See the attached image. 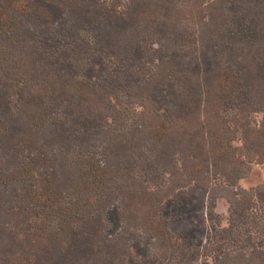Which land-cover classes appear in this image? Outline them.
Returning <instances> with one entry per match:
<instances>
[{"label": "rangeland", "instance_id": "obj_1", "mask_svg": "<svg viewBox=\"0 0 264 264\" xmlns=\"http://www.w3.org/2000/svg\"><path fill=\"white\" fill-rule=\"evenodd\" d=\"M110 1L114 3V9L128 8L119 11L118 16L124 19L107 21L112 17ZM172 1L168 4L181 6L179 11H188L194 0ZM25 2L29 5L30 13L20 21L21 25L17 29L0 39V113L8 112V121L14 124L12 127L1 122L0 137L7 127L2 140L11 139L18 131L14 128L18 129L19 124L26 120L24 112L21 114L16 111L11 116L10 107L18 101L28 107L30 104L26 103L25 98L35 100L31 95H37L39 98L34 104H47L54 110L51 114L49 110L46 127L40 126V129H46L41 137L50 142L65 143L59 146L64 151V160L70 163L72 153L75 159L80 156L75 155V149L72 148L71 139L74 140L77 135L81 134L87 144L104 142V146H107L109 140L103 131L117 136L119 133L122 136L131 132L143 114L139 98L130 93L132 86L137 87L140 83L154 84L152 90L155 94L151 98L163 114L168 113L167 104H178L174 95H184L186 91L183 85H190L191 96L179 98L183 115L174 121L185 122L186 133L196 135L195 117L203 106V87L216 78L212 67L204 68L202 65L207 60L214 64L216 59L222 58L220 50L208 49L205 52L201 32L205 31L203 38H212L214 34L216 39L217 27L222 23L214 21L212 16H221L222 11L226 12L224 6L231 4L229 2L236 3V7L230 10L235 18L229 25L221 26L222 31L232 35V38L240 34L250 37L246 43L249 55L254 54L251 57L260 61L257 77L262 78L264 74L261 61L264 56V12L258 6L263 5L264 0H201L197 13L203 19L202 27L207 28L200 31L190 21L179 22L170 29L162 17L156 20L158 11L150 7L161 5L159 11L162 16L166 14V5L157 0ZM94 2L99 5V10L94 8ZM68 6L72 7L73 15L72 12H65ZM47 16L53 29L42 26ZM73 16L76 18L73 19ZM221 18L225 21L224 17ZM117 21L119 24H116ZM112 22L117 26H113ZM216 40L225 47L229 44V38ZM208 53L210 56H207ZM162 59L175 61L177 78L183 84L172 77L171 87L159 80L157 67ZM82 82H86L87 86H82ZM74 83L78 87H74ZM241 94L238 90L234 97L224 101L220 112L230 126L231 120L239 121V130L233 136V146L238 148V154L241 155L243 177L231 181L230 187L235 192L253 193V201L245 214L235 215L225 197H213L199 186L192 190L176 189L175 179L179 173L175 172L182 170L184 157L176 151L180 149L173 139L166 141L158 155L140 143L139 140H144L142 137L134 139L127 135L128 139L134 141L118 139L111 146L110 169L117 174H129L145 188L162 192L167 197L164 217L175 237L182 240L180 244L184 247L185 257L180 256L183 253L180 252L177 258H162L159 252L150 248L152 240L141 229H133L130 236L127 234L126 241L116 243L122 238L119 233L124 227L119 224L117 209L121 208L122 202L119 201L121 197H118L115 202L118 208L93 215V225L95 219L101 222L99 235L102 243L91 248L77 240L72 248L76 255L68 259L72 260L70 262L39 245L31 247L23 244V236L14 246L9 245L7 240L17 228L13 221L11 223L15 228L1 215L0 240L3 243H0V264H82L88 259L91 264H218L221 258L220 264H242V260L246 259L242 255L248 259L253 252L252 245L264 251V197L257 193L258 188L264 186V145L258 148L249 145L242 133L243 127L263 131L264 112L250 111L242 117L238 111L239 103H243L240 101V97H243ZM186 139L190 142L192 136L187 134ZM199 139L203 147L196 148L192 159L201 161L209 141L202 135ZM41 144L47 148L54 145L48 142ZM7 148L8 145L0 147V158L7 156L2 150ZM248 156L254 161L249 162ZM174 159L178 160L177 167L173 165ZM223 171L222 166L211 164L207 174L213 178L215 185H227ZM174 191L176 195L172 194ZM134 216L130 215L129 219L133 220ZM86 226L91 227V223L86 222ZM7 229L11 231L6 232ZM54 254L57 257L54 258ZM126 258L127 261H124Z\"/></svg>", "mask_w": 264, "mask_h": 264}, {"label": "trees", "instance_id": "obj_2", "mask_svg": "<svg viewBox=\"0 0 264 264\" xmlns=\"http://www.w3.org/2000/svg\"><path fill=\"white\" fill-rule=\"evenodd\" d=\"M25 1L27 0H0V39L17 29L18 25H21L20 21L30 13L29 5ZM157 1L166 5L164 8L166 14L162 16L159 11L161 5L150 8L158 11L159 15L156 20L162 17L170 29L175 28L179 22L185 21L192 22L197 26V29L199 27L198 31L207 28V26L206 28L202 27L203 19H200L197 13L201 0H194L188 11H179L182 9L181 6L168 4L174 2L172 0ZM229 3L231 4L224 6L227 9L226 12H220L221 16L216 14L212 16L214 21L222 23L217 27L216 39L229 38V44L226 47L221 45L215 39L214 34L212 38L207 36L203 38L205 31L201 32V41L205 44V52L208 49L220 50L222 58L221 60L216 59L214 64L211 60H207L208 65L205 62L202 65L204 68L212 67L216 78L203 87V106L195 117L196 135L186 133L185 122L183 124L182 121H174L183 115L184 111L179 105V98L191 96L190 85H183L186 91L183 96L174 95L178 104L176 106L167 104V114H163L151 98V95L155 94L152 90L153 83H140L137 87L132 86L130 93L139 98L141 108H143L139 122L134 125L131 132L122 136L121 133L117 136L103 131L109 140L107 146H104V142L96 144L88 141L90 143L87 144L81 134L77 135L71 141L73 142L72 148L75 149L74 154H80V156L75 159L72 153L71 163L64 160V151L59 146L61 143L50 142L41 137L46 130L44 128L49 110L51 114L53 109L49 108L47 104L38 102L34 104L39 98L37 95H31V97H35V100L25 98L26 103L30 104L28 107L22 105L21 101L10 107L11 116L16 111L21 114L24 112L26 120L19 124L18 129L14 128L18 131L11 139L2 140V137L7 133V127L4 128L5 131L0 137V147L8 145L6 150L2 149L4 153H7V156L0 158V197H2L0 198L2 207L0 219L4 216L12 227L14 226L11 221L17 228L11 233L13 236L7 240L9 245L14 246L17 240L23 236L22 243L25 245L31 247L39 245L48 249L49 252H55L65 260L74 258L76 252L72 248L73 243L77 240L83 241V245L87 244L89 245L87 247L91 248L102 243L99 235L101 222L95 219L96 222L93 225V215L103 210L110 212L115 207L118 208V204L115 202L118 197H121L119 201L122 202V205L117 210L119 224H123L124 227L119 233L122 238L116 240V243L121 240L126 241L127 234L130 236L133 229H141L142 233L152 240L150 248L159 252L162 258H177L180 252H183L180 256L185 257L184 247L180 244L183 243L182 240L175 237L166 217H164L167 197L162 192L145 188L129 174H117L109 168L112 144L118 139L134 141L131 138L128 139L127 135L134 139L142 137L144 140H139L140 143L148 146L147 149L155 155L161 153L166 141L173 139L183 152L176 151L184 157L182 170L175 172L179 173L176 177L177 180L175 179L176 189L192 190L193 187L199 186L213 197H225L235 215L246 213L249 204L253 201V193L235 192L230 187L231 181L243 177L241 155L238 154V148L233 146V136L239 130V121L231 120L233 127L230 126L228 120L220 112V107L224 101L234 97L239 90L243 96L240 97V101L243 103L238 105V111L242 117L250 111L264 112V74L262 78L257 77L260 61L257 62L255 57H251L252 54L249 55L246 43L250 37L240 34L239 37L232 38V35L222 31L221 26L229 25L235 18L230 10L236 7V3ZM94 4L96 5L94 8L99 10V5L95 2ZM110 4L113 8L110 13L112 17L107 21L124 19L118 16L119 11H125L128 8L118 10L114 9L112 1ZM258 6L261 8L260 11L264 12V4H258ZM68 7H65V12H72L73 15L72 7ZM145 17H147L146 14ZM221 17H224L225 21ZM47 18L43 21L42 26L52 28L50 18L48 16ZM75 18L76 16H73V19ZM70 23H72V19ZM116 24H119L118 21ZM116 24L112 22L113 26H117ZM170 32L173 33V31ZM32 34L34 37L35 34ZM245 37L247 39L243 40ZM256 38L259 39L260 36ZM198 39L200 41V37ZM260 46L263 48L262 42ZM207 56L210 54L208 53ZM261 61L262 70H264V56L261 57ZM175 69V61L162 59L161 64L157 67V71L160 72L159 80L168 83L170 87L172 85L170 77L183 84L182 80L177 78ZM74 84V87H78L76 83ZM81 84L84 86L86 82ZM141 86L144 88L142 87L138 92ZM156 99L159 100V97ZM247 103L249 107L252 105L254 108H249ZM0 114H2L0 123L14 125L8 121L9 117L6 114L2 112ZM170 119L173 121L170 122ZM40 126L45 127L40 129ZM242 133L249 145L257 148L264 145V130L257 131L254 128L243 127ZM187 134L192 136L190 142L186 139ZM200 135L205 136V139L209 141L201 161L192 159L196 148L203 147V143L199 139ZM43 142L54 145L47 148L41 144ZM98 148L101 151H97ZM247 160L254 161L251 156H248ZM173 162V165L177 167L178 160L174 159ZM211 164L224 168L223 176L227 185L219 186L213 183V178L207 174ZM169 173H171L170 170ZM176 193L172 192L173 195ZM257 193L264 197V186L259 187ZM126 198L129 200L127 201ZM132 214L135 216L133 220H130L129 217ZM131 221L132 224H130ZM86 222L91 223V227H87ZM5 231L10 232L11 229ZM0 243H3L2 240ZM252 248L253 252L248 259L246 255H242V258H246L242 260V264H264V251L259 250L255 245H252ZM175 251L177 252L174 253ZM53 257L57 256L54 254ZM220 260L217 262L218 264H220ZM124 261H127V258ZM81 263L91 264L89 259Z\"/></svg>", "mask_w": 264, "mask_h": 264}]
</instances>
